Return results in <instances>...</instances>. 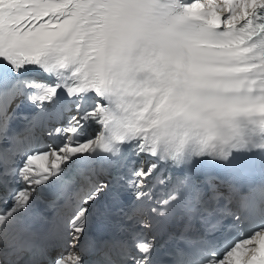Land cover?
I'll use <instances>...</instances> for the list:
<instances>
[{
    "label": "snow or ice",
    "instance_id": "snow-or-ice-1",
    "mask_svg": "<svg viewBox=\"0 0 264 264\" xmlns=\"http://www.w3.org/2000/svg\"><path fill=\"white\" fill-rule=\"evenodd\" d=\"M242 155L264 0H0V264H264V183L194 175Z\"/></svg>",
    "mask_w": 264,
    "mask_h": 264
}]
</instances>
